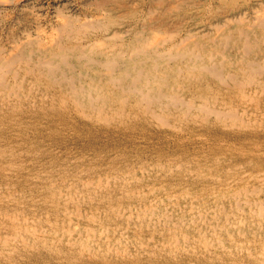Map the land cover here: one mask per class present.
Segmentation results:
<instances>
[{
  "label": "bare ground",
  "instance_id": "1",
  "mask_svg": "<svg viewBox=\"0 0 264 264\" xmlns=\"http://www.w3.org/2000/svg\"><path fill=\"white\" fill-rule=\"evenodd\" d=\"M71 1L0 0V264H264V0Z\"/></svg>",
  "mask_w": 264,
  "mask_h": 264
},
{
  "label": "rangeland",
  "instance_id": "2",
  "mask_svg": "<svg viewBox=\"0 0 264 264\" xmlns=\"http://www.w3.org/2000/svg\"><path fill=\"white\" fill-rule=\"evenodd\" d=\"M252 2H253V0H252ZM67 3L68 4L70 3V4L68 5ZM24 5H25V9L27 11H31L30 18L33 19V21L31 22L32 23L31 24L32 26H30L31 32H33V30L36 28V24L38 22V21H35V18H37L38 20H40V22L42 21L41 22V25H43L45 27L47 25L46 22L48 20L55 19V16H56V9L55 8H58V7L63 6V5H68L70 11L72 10V12H75V13L77 11H79V9H77V6L75 5V3H73V1H71V0L70 1L69 0H37V1L36 0H25ZM247 12H252V11L251 10L250 11L247 10ZM33 22H34V24H33ZM4 24H5V26L8 25L6 22H4L3 23V27H5Z\"/></svg>",
  "mask_w": 264,
  "mask_h": 264
}]
</instances>
